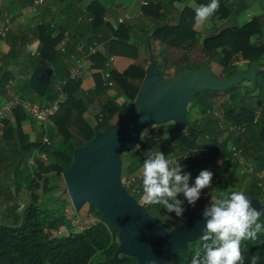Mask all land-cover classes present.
Wrapping results in <instances>:
<instances>
[{"label": "trees", "instance_id": "trees-1", "mask_svg": "<svg viewBox=\"0 0 264 264\" xmlns=\"http://www.w3.org/2000/svg\"><path fill=\"white\" fill-rule=\"evenodd\" d=\"M229 5L226 0H219V9L211 18L232 14ZM164 6L163 1L143 6L141 18L151 30V42H161L158 51L153 44V55L165 76L186 68L211 66L218 60L223 68L218 75L229 78L241 70V63L246 65V69L252 64H262L259 59L264 55V43L254 40L262 32L256 18L243 26H223L201 40L193 23L187 21L186 14L194 13L192 9H183L178 24L148 20V17L165 19L166 12H161ZM89 20L88 33L72 35L79 37L78 43L82 48L77 56H86L92 45H100L94 54L88 56L93 62L89 77L70 78V68L67 69L70 55L66 48L62 51L57 47L66 33L62 30L53 35L55 27L50 21L39 23L30 34L18 37L17 43L12 45L11 55L16 56L32 39L40 42L39 54L29 68V76L42 60L47 61L54 71L45 95L36 94L41 105L51 104L61 89L67 94V99L52 116L54 128L50 143L39 138L31 139L23 127L30 114L21 106L13 109L15 125L5 119V132L0 140V166L2 172L14 175L10 182L0 183V264H139L135 257L126 254H122L120 260L113 259L120 244L118 229L96 207L91 206L98 220L81 230L71 229L66 234L53 235L47 229L48 215H42L48 210L44 206L54 199L52 193L59 188L53 176L61 175L71 163L75 147L85 145L97 132L105 131L119 121L123 109L136 100L150 62L149 58L139 62L137 47L125 37L111 39L113 24L106 21L105 10L97 1L89 6ZM112 55L114 63L107 67L106 63ZM11 77L10 73H6L0 78L2 98L10 96L7 85ZM57 81L59 84L56 85ZM109 81L113 85H109ZM112 87L115 94L109 95L107 91ZM26 88L33 93L30 81ZM97 103L99 109L94 114V123H91L86 113ZM192 107L200 112L195 119L188 117ZM259 109L261 115L255 121ZM187 117L190 124L186 127L178 126L175 121L149 125L137 146L123 153V182L134 178L129 191L152 215L159 216L169 229L187 217L191 205L184 204L185 211L178 217L162 205L143 203L142 168L150 151H161L166 156L170 154L174 161L184 165L183 171L191 173L190 185L200 171L219 166L226 153L230 160L235 161L230 169H220L213 176L211 192L207 191L210 187L201 190L200 203L206 195L219 198L232 191L246 192L259 199L263 196L264 69H259L254 78L243 80L228 90L199 92L188 104ZM233 124L243 125L245 131L240 135L228 134L226 129ZM166 136L172 141L171 145H163L162 139ZM235 145L242 153L239 158L233 156L232 147ZM43 152L47 153L46 161L36 155ZM32 156L35 157L33 165L29 163ZM236 166H249L253 172L248 170L239 178ZM13 185L15 189H12ZM25 188L30 192V199L28 204L22 205L21 193ZM258 223L264 225V217H260ZM203 243L201 238L190 243L187 249L175 251L172 263L191 264L195 252H202ZM241 253L244 264H251L253 255L259 257L256 264H264V230L257 234L255 240H242Z\"/></svg>", "mask_w": 264, "mask_h": 264}, {"label": "water", "instance_id": "water-1", "mask_svg": "<svg viewBox=\"0 0 264 264\" xmlns=\"http://www.w3.org/2000/svg\"><path fill=\"white\" fill-rule=\"evenodd\" d=\"M260 68L254 64L249 70H239L229 78L215 74L211 66L186 68L165 76L151 52L136 100L123 109L116 124L73 149V160L63 171L66 188L56 190L54 196L67 192L77 210L88 202L118 229L120 244L114 260L126 254L135 257L139 264L151 261L173 264L175 251L187 249L204 234L205 206H201L198 199L180 224L167 228L159 216L152 215L125 187L123 153L137 146L149 125L173 120L180 127L189 126L188 104L196 94L203 90H228L243 80L254 78ZM52 76L53 69L48 67V62L40 61L31 75L32 90L45 95ZM244 193L255 208L264 207L258 197Z\"/></svg>", "mask_w": 264, "mask_h": 264}, {"label": "crops", "instance_id": "crops-1", "mask_svg": "<svg viewBox=\"0 0 264 264\" xmlns=\"http://www.w3.org/2000/svg\"><path fill=\"white\" fill-rule=\"evenodd\" d=\"M33 1L34 0H0V23L5 19L8 13L14 14V23L10 32L7 36L0 37V78L6 73H10V75H12L10 81H13L14 88L21 91L29 100L39 104H41V101L36 96L37 93L34 90L33 93H29L28 88H26L27 82L30 81L31 83L32 74L29 76V68L39 54V40L33 41L32 39L28 44L23 46L19 54L16 56L11 55L12 45L17 43V38L30 34L39 23L44 21L52 22V26L55 27L53 35H58L62 30L65 31L66 36L57 47L60 48V46L63 45L67 49L70 55L67 59V69H69L73 65V57L77 56L76 53L82 50L80 43H78L79 37L75 38L72 35L73 33L74 35H82L90 31L89 6L93 1H97L105 10L106 21L111 24L116 23L122 16L132 15L131 18H127L123 24H120L117 35L118 38L125 37V39L137 47L138 61L143 62L150 57L151 52L153 54V44L156 46L157 51L161 49L160 41L154 40V43L151 42V30L143 23L141 18L144 11L143 6H147L151 3L157 4L163 1L165 6L161 8V12H166L165 19L148 17V20L161 24L165 21L171 24H178L181 12L184 8L194 11L195 6L210 2V0H45L43 6L41 8L38 7L39 9L34 11L31 8ZM226 1L230 4L229 6L232 7V14L223 16V18H218V16H216L215 18L207 20L204 24L197 25L195 23V11L192 14H186L188 16L187 21L193 23V28L198 32L199 38L202 40L207 35L216 33L219 31L218 29L223 26L231 24L243 26L250 20L256 18L259 21L262 32L256 35L254 40L257 43H264V0ZM259 60L262 64L256 65L260 66V69H264V55ZM241 64V70L247 71L250 69H246V65L243 63ZM84 65V73L81 77L85 78L91 75L93 62L90 58H87ZM218 66L220 68L219 63L217 68ZM48 67L50 66L48 65ZM211 68L214 69L212 66ZM58 82L59 81H57L56 85L59 84ZM5 100V98L0 97V106ZM5 119L13 125L16 124L14 111L6 109ZM23 127L32 140L39 138L47 143L51 142L52 128H54L52 123H41L30 116V119L24 122ZM12 175L14 174L12 173L9 175L4 172L0 173V183L5 184L8 180L10 182ZM12 189H15L14 185ZM22 193L30 192L25 188Z\"/></svg>", "mask_w": 264, "mask_h": 264}, {"label": "clouds", "instance_id": "clouds-1", "mask_svg": "<svg viewBox=\"0 0 264 264\" xmlns=\"http://www.w3.org/2000/svg\"><path fill=\"white\" fill-rule=\"evenodd\" d=\"M218 9L219 0L195 6V23L204 24ZM146 157L142 168V201L145 204L162 205L179 217L185 208L178 194H183L187 203L194 206L201 190L211 186L213 173L209 170L200 171L190 185L191 173L183 171L185 166L174 161L170 154L150 151ZM262 215L264 207L255 208L242 191H232L211 200L203 211L202 252H195L191 264H244L241 241L257 239V234L264 230V225L258 223ZM258 259L253 255L251 264H256Z\"/></svg>", "mask_w": 264, "mask_h": 264}, {"label": "built area", "instance_id": "built-area-1", "mask_svg": "<svg viewBox=\"0 0 264 264\" xmlns=\"http://www.w3.org/2000/svg\"><path fill=\"white\" fill-rule=\"evenodd\" d=\"M45 2V0H34L32 3V10L36 11L40 5H42ZM132 15H125L119 18V20L116 23H113L114 27V33L111 37V39H118L117 32L119 30V26L121 23H124L125 20L128 18H131ZM106 19V18H105ZM14 23V14L8 13L5 17V19L0 23V37H5L10 32L12 26ZM110 39V40H111ZM99 44L92 45L89 48L88 55L84 56H75L73 57V65L71 66L69 72H70V78L76 79L78 77H81L84 73V67H85V61L87 60L89 55L94 54L98 48ZM60 49L65 50V47L63 45L60 46ZM115 57L112 55L109 57L108 62L106 63L107 67L112 66L114 63ZM107 75L109 76V72H107ZM109 85H113L112 81H109ZM7 89L9 91L10 96L5 100V102L0 106V140L2 139V136L5 132V110L13 111V109L16 106H21L24 108L30 116L45 124L52 123V116L60 109V106L62 103L67 99V94L61 89L58 96L54 99V101L47 105L43 106L39 103L33 102L26 98L21 91L14 88L13 81H10L7 85ZM261 115V110L256 111L255 115V121L259 119ZM245 131V127L243 125L233 124L230 125L228 129H226V132L228 134H234V135H240ZM232 151L235 157H241L242 153L241 150L235 145L232 147ZM43 161L47 160V153H36ZM244 162V161H242ZM29 163L33 165L35 163V157L32 156L29 160ZM1 171V166H0ZM253 169L250 168L249 172H252ZM133 177L130 178V180H127L124 183L125 187L129 190L132 185ZM133 191L135 189L133 188Z\"/></svg>", "mask_w": 264, "mask_h": 264}, {"label": "rangeland", "instance_id": "rangeland-1", "mask_svg": "<svg viewBox=\"0 0 264 264\" xmlns=\"http://www.w3.org/2000/svg\"><path fill=\"white\" fill-rule=\"evenodd\" d=\"M42 6H43V4L40 5L39 8H41ZM148 58H150V57H148ZM218 63H219V61L215 60L211 65L214 68L213 71L217 75L219 73H222V71H223V68H221V65H220V68H219V66L217 68ZM107 93L109 95H114L115 90L112 87L107 91ZM98 109H99V104L97 103V105H95V107L91 108V110L86 113L87 120L90 121L91 123H94V114H96L98 112ZM199 115H200L199 110L196 107H192L190 109V114L188 117L189 118L191 117V119H195ZM171 121H173V120H171ZM162 142H164L163 145H171L172 144V141L170 140L169 136H166L164 139H162ZM233 156H234V154H233ZM232 159H234V158H232ZM234 163H235V161L230 160L229 155L226 153V155H224L223 158L220 159L219 166L215 165L213 167L207 168V170L211 171L213 173V176H215L217 174L218 170L230 169L231 165H233ZM250 168L251 167H249V166L237 167L236 170L239 171L237 173L238 177L240 178L242 176V174H244V172L247 173V171ZM0 173H2V171ZM53 177H54V180H53L54 183H58V186H59L58 189H65L66 188L63 173L61 175H55ZM214 179L212 177V181H214ZM263 184H264V182H263ZM211 190H212L211 187L207 189L208 192H211ZM52 195H53L54 199L51 201H48V203L44 206L48 210L46 212H43L42 215H45V214L48 215L49 221L47 223L48 224L47 229L53 235L66 234L71 229L76 230V231L81 230L85 226H88V225L94 223L96 220H98V215H96L95 210L91 208V205L88 202H85L83 204V206L81 207V209L77 210V209H75V206L72 202V199L70 198V196L68 195L67 192L61 194L58 197L54 196V192L52 193ZM214 198H216L214 195H209V196L206 195L205 198L203 199V201H201L200 205L206 207L210 203V201L213 200ZM29 199H30V193H21L22 205L28 204ZM178 199L184 200V204H188L187 201L184 199L183 194H178ZM260 200L264 203V194L260 198ZM54 215H55V217H54ZM61 215L65 216V217H63Z\"/></svg>", "mask_w": 264, "mask_h": 264}]
</instances>
